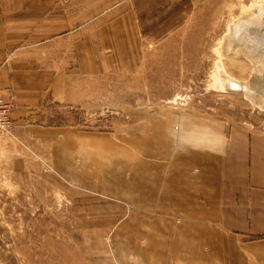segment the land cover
<instances>
[{
	"label": "rangeland",
	"instance_id": "rangeland-1",
	"mask_svg": "<svg viewBox=\"0 0 264 264\" xmlns=\"http://www.w3.org/2000/svg\"><path fill=\"white\" fill-rule=\"evenodd\" d=\"M263 34L264 0H56L53 128L0 134V264H195L150 187L171 131H264Z\"/></svg>",
	"mask_w": 264,
	"mask_h": 264
},
{
	"label": "crops",
	"instance_id": "crops-1",
	"mask_svg": "<svg viewBox=\"0 0 264 264\" xmlns=\"http://www.w3.org/2000/svg\"><path fill=\"white\" fill-rule=\"evenodd\" d=\"M61 92L56 0H0V93L13 102L16 132L53 128L41 123ZM174 132L163 179L149 191L154 213L163 203L173 216L170 247H180L185 263L264 264V131L198 125Z\"/></svg>",
	"mask_w": 264,
	"mask_h": 264
},
{
	"label": "built area",
	"instance_id": "built-area-1",
	"mask_svg": "<svg viewBox=\"0 0 264 264\" xmlns=\"http://www.w3.org/2000/svg\"><path fill=\"white\" fill-rule=\"evenodd\" d=\"M12 110V102L5 100L0 95V134L7 133L11 130L10 113Z\"/></svg>",
	"mask_w": 264,
	"mask_h": 264
},
{
	"label": "bare ground",
	"instance_id": "bare-ground-1",
	"mask_svg": "<svg viewBox=\"0 0 264 264\" xmlns=\"http://www.w3.org/2000/svg\"><path fill=\"white\" fill-rule=\"evenodd\" d=\"M257 12V11H256ZM263 14V13H262ZM258 16V15H257ZM262 16V15H261ZM256 17V16H255ZM261 24V23H260ZM239 25V24H238ZM234 32V31H233ZM241 32V31H240ZM253 33V32H252ZM264 35V34H263ZM262 40V48H263V55H264V36L262 37L261 35V39ZM240 51V50H239ZM247 54V53H246ZM224 76V75H223ZM224 83L226 85V87H228L227 89L230 90H238V89H242L241 91H244V92H248V89H245L244 87H242V85H244L245 83L244 82H239V81H236L230 77H228L227 75H225V78H224ZM252 91H254V89L252 88L251 89ZM250 90V91H251ZM256 90H258L259 92H261L263 95H264V87H262L260 90L257 88ZM255 92V91H254ZM256 93V92H255ZM264 106V105H263Z\"/></svg>",
	"mask_w": 264,
	"mask_h": 264
}]
</instances>
